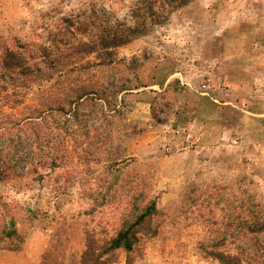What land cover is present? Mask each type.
<instances>
[{
  "label": "rangeland",
  "instance_id": "374dc122",
  "mask_svg": "<svg viewBox=\"0 0 264 264\" xmlns=\"http://www.w3.org/2000/svg\"><path fill=\"white\" fill-rule=\"evenodd\" d=\"M117 1L112 11L121 18ZM110 2L0 0V55L36 53L64 20H92ZM116 57L136 59L123 73L142 87L124 100L142 131L115 152L123 123L111 135L98 122L49 127L73 153L55 166L29 159L23 176L0 183V250L45 232L44 264H216L197 250L207 220L220 215L215 194L233 196L246 176L264 199V0H192ZM35 88L26 103L35 102ZM147 199L156 213L138 230L146 234H135L130 252L104 254ZM10 229L17 233L6 238Z\"/></svg>",
  "mask_w": 264,
  "mask_h": 264
},
{
  "label": "trees",
  "instance_id": "16d2710c",
  "mask_svg": "<svg viewBox=\"0 0 264 264\" xmlns=\"http://www.w3.org/2000/svg\"><path fill=\"white\" fill-rule=\"evenodd\" d=\"M191 1L123 0L124 14L117 18L112 10L119 3L111 0L107 12L103 13V9L96 11L97 14L93 12L92 20L87 17L64 20L62 30L50 34L48 44L39 47L36 53L3 51L0 55V183L23 176L29 159L36 157L43 162L42 158L47 157L49 165L55 166L59 158L73 153L69 148L64 152L67 143L62 145L57 134L47 132L49 127L58 131L66 125L71 131L76 126L98 122V126L111 127V135L117 124L123 123L121 135H114L117 145L113 150L118 152L120 146L124 150L126 137L142 131L138 122L129 119L130 105L124 97L137 94L142 85L136 74L133 75L136 85H129L131 80L123 69L127 62L136 59H118L116 49L147 35ZM75 34L84 40H77ZM106 68H111L110 72L103 75ZM34 87L35 102L28 104L26 99ZM152 118L159 122L153 113ZM234 186L233 196L223 199L221 193L215 194V204L222 202L217 216L220 219L214 215L207 220L208 237L198 243V253L216 264H264V199L246 176L236 179ZM219 187L220 192L227 189ZM155 213L154 200L147 199L131 221L109 240L103 253L118 249L130 252L135 245V234H146L138 230ZM15 233V229H10L5 236L9 238Z\"/></svg>",
  "mask_w": 264,
  "mask_h": 264
},
{
  "label": "crops",
  "instance_id": "0c3cea01",
  "mask_svg": "<svg viewBox=\"0 0 264 264\" xmlns=\"http://www.w3.org/2000/svg\"><path fill=\"white\" fill-rule=\"evenodd\" d=\"M50 240L51 237L45 235V232H38L36 237L26 238L17 251L0 250V264H44V255L50 246Z\"/></svg>",
  "mask_w": 264,
  "mask_h": 264
}]
</instances>
